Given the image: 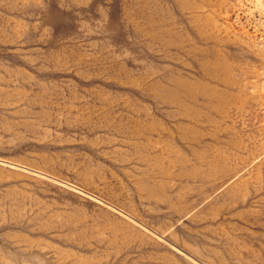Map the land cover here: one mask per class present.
I'll use <instances>...</instances> for the list:
<instances>
[{"label":"rangeland","instance_id":"374dc122","mask_svg":"<svg viewBox=\"0 0 264 264\" xmlns=\"http://www.w3.org/2000/svg\"><path fill=\"white\" fill-rule=\"evenodd\" d=\"M0 264H264V0H0Z\"/></svg>","mask_w":264,"mask_h":264}]
</instances>
